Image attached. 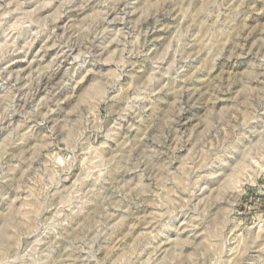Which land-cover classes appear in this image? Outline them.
I'll list each match as a JSON object with an SVG mask.
<instances>
[{
	"label": "clouds",
	"instance_id": "clouds-1",
	"mask_svg": "<svg viewBox=\"0 0 264 264\" xmlns=\"http://www.w3.org/2000/svg\"><path fill=\"white\" fill-rule=\"evenodd\" d=\"M0 264H264V0H0Z\"/></svg>",
	"mask_w": 264,
	"mask_h": 264
}]
</instances>
